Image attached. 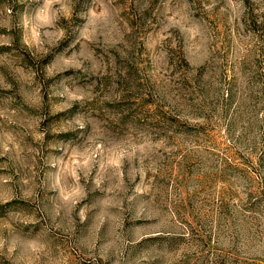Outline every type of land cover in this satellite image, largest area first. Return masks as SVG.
I'll list each match as a JSON object with an SVG mask.
<instances>
[{
  "label": "rangeland",
  "instance_id": "rangeland-1",
  "mask_svg": "<svg viewBox=\"0 0 264 264\" xmlns=\"http://www.w3.org/2000/svg\"><path fill=\"white\" fill-rule=\"evenodd\" d=\"M0 264H264V0H0Z\"/></svg>",
  "mask_w": 264,
  "mask_h": 264
}]
</instances>
